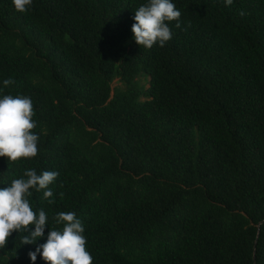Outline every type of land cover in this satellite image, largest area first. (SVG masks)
<instances>
[{
    "label": "trees",
    "instance_id": "trees-1",
    "mask_svg": "<svg viewBox=\"0 0 264 264\" xmlns=\"http://www.w3.org/2000/svg\"><path fill=\"white\" fill-rule=\"evenodd\" d=\"M0 264H264V0H0Z\"/></svg>",
    "mask_w": 264,
    "mask_h": 264
},
{
    "label": "rangeland",
    "instance_id": "rangeland-1",
    "mask_svg": "<svg viewBox=\"0 0 264 264\" xmlns=\"http://www.w3.org/2000/svg\"><path fill=\"white\" fill-rule=\"evenodd\" d=\"M118 82L117 80L113 83V87L117 86Z\"/></svg>",
    "mask_w": 264,
    "mask_h": 264
},
{
    "label": "water",
    "instance_id": "water-1",
    "mask_svg": "<svg viewBox=\"0 0 264 264\" xmlns=\"http://www.w3.org/2000/svg\"><path fill=\"white\" fill-rule=\"evenodd\" d=\"M254 252H255V248H254Z\"/></svg>",
    "mask_w": 264,
    "mask_h": 264
}]
</instances>
